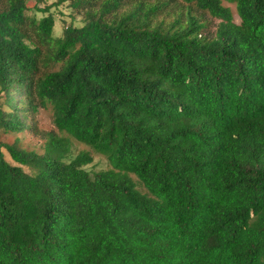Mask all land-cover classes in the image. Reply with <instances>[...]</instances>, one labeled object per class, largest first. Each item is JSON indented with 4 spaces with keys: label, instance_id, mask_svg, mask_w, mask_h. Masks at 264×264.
I'll return each mask as SVG.
<instances>
[{
    "label": "trees",
    "instance_id": "1",
    "mask_svg": "<svg viewBox=\"0 0 264 264\" xmlns=\"http://www.w3.org/2000/svg\"><path fill=\"white\" fill-rule=\"evenodd\" d=\"M30 1L0 9V137L49 107L60 135L0 138V264H264V0H185L214 34L126 26L153 0L121 21L124 0H33L30 29Z\"/></svg>",
    "mask_w": 264,
    "mask_h": 264
},
{
    "label": "rangeland",
    "instance_id": "2",
    "mask_svg": "<svg viewBox=\"0 0 264 264\" xmlns=\"http://www.w3.org/2000/svg\"><path fill=\"white\" fill-rule=\"evenodd\" d=\"M45 1L48 6H52L57 2V0ZM95 1L97 0H94L93 3H95ZM7 2L8 0H0V9L5 8ZM34 4L35 2L33 0L29 2L30 10L26 13V16L28 18L27 25L30 29H32V27H29L31 26L30 24L32 20L34 18L39 20L42 17V14H37L35 11L32 10ZM136 5V0H124L119 10L111 14L110 18H113L116 21H121L122 19L128 18L130 17V14L133 9H135ZM225 5L231 9L235 22L240 23V19L236 11V6L231 4ZM149 8H158L155 13L150 15L149 21H146L143 15L138 12V15L135 20L126 19V26H132L133 23H136L138 25H144L150 28L161 26L164 29H168L175 26L176 21L178 19H181L183 24L185 25L186 21L188 20V15L191 14L197 17L198 20L202 21L203 23H206L209 27L210 33L214 34L216 32L217 26L220 23V20L209 19V16L204 17L201 12L197 13L193 11L192 13H190L191 6L185 0H153L144 2V9L148 10ZM84 10L85 9L83 8L81 10H75L74 8H71L69 6V3L60 7L59 9L54 7L52 9V14L54 15L56 20V25L54 29L55 38L62 37L65 27H67L73 21H76L77 25L82 24ZM45 70L46 69H43V71ZM52 115L53 111L51 107L47 109L40 108L39 112L33 116L32 127L34 129L32 130V133L29 129L19 135L2 133L0 138L4 143L8 144H13L17 141V139H20V145L24 149L28 151H37L38 153L43 154L45 152L44 145L47 140L44 136L50 133H56L57 135H60L55 126L53 125ZM72 143L73 148L70 159L77 157L82 152H87L93 157V163L87 166L88 171L94 174H98L100 172L108 171L109 169H111L110 164L104 156L95 153L90 148L80 143H77L74 140H72ZM139 188L140 190H144L146 192L144 188Z\"/></svg>",
    "mask_w": 264,
    "mask_h": 264
}]
</instances>
